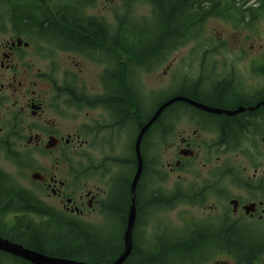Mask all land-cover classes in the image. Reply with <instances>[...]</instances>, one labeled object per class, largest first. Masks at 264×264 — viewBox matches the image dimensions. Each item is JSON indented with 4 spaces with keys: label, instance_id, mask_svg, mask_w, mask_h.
Here are the masks:
<instances>
[{
    "label": "flooded vegetation",
    "instance_id": "1",
    "mask_svg": "<svg viewBox=\"0 0 264 264\" xmlns=\"http://www.w3.org/2000/svg\"><path fill=\"white\" fill-rule=\"evenodd\" d=\"M89 1L0 42V238L115 262L135 205L123 264H264V0L195 2L200 30L158 41Z\"/></svg>",
    "mask_w": 264,
    "mask_h": 264
},
{
    "label": "trees",
    "instance_id": "2",
    "mask_svg": "<svg viewBox=\"0 0 264 264\" xmlns=\"http://www.w3.org/2000/svg\"><path fill=\"white\" fill-rule=\"evenodd\" d=\"M78 0H0V28H4V23L11 25L12 30L24 32L29 30L31 26L43 24L46 20L48 24H62L63 13H51L46 11L63 10L65 2ZM203 1V0H202ZM201 0H149L152 7L151 16L138 18L135 15V4L140 0H120L121 5L118 7L120 15V23H128L135 25L138 29L137 34L150 33V41H158L161 36L162 28H166L167 38L173 37L176 32L178 34H187L191 31L198 32L205 18L199 11L196 10L194 3L200 4ZM86 0V3H89ZM204 2V1H203ZM216 2V1H215ZM216 10L217 7H212ZM202 9V8H200ZM128 17H132V21L128 22ZM57 21L54 23L52 20ZM141 19V20H140ZM126 20V22H123ZM147 25V26H145ZM178 36V35H177ZM96 226L89 224H76L73 219L66 232L71 235L93 233L96 231ZM61 227L60 232H63ZM115 232H123V225L115 227ZM81 242V241H80ZM97 249V247L92 246ZM96 254V255H94ZM76 258L85 261H108L113 257L109 255L99 256L93 254H78Z\"/></svg>",
    "mask_w": 264,
    "mask_h": 264
},
{
    "label": "water",
    "instance_id": "3",
    "mask_svg": "<svg viewBox=\"0 0 264 264\" xmlns=\"http://www.w3.org/2000/svg\"><path fill=\"white\" fill-rule=\"evenodd\" d=\"M178 98H174L168 102H166L158 111L157 113L152 117V119L148 122V124L144 127V129L142 130L145 131L147 128H149L152 123L157 119V117L159 116V114L161 113V111L163 110V108L165 106H167L169 103H171L172 101L176 100ZM141 172V160H140V165H139V169H138V173L136 176V180L135 183L137 182L139 175ZM135 216H136V209H135V205L132 206L130 212H129V222L127 224V228H126V233H125V240H126V247H125V251L124 253L119 257L118 260H116L115 262H109V263H87V262H82V261H76V260H71V259H61V258H56V257H47L44 255H39L37 253H34L32 251H29L27 249H24L22 246H18L16 244H13L11 242H9L8 240H4L2 238H0V249L4 250V251H8L11 253H14L16 255L22 256L30 261H32L33 263L36 264H123V261L126 259L129 250L131 249V244H130V240L132 237V230L134 227V222H135Z\"/></svg>",
    "mask_w": 264,
    "mask_h": 264
},
{
    "label": "rangeland",
    "instance_id": "4",
    "mask_svg": "<svg viewBox=\"0 0 264 264\" xmlns=\"http://www.w3.org/2000/svg\"><path fill=\"white\" fill-rule=\"evenodd\" d=\"M92 2L94 3V6H91L92 5L91 4L89 8L91 7H94V8H91V9L107 8V7H110L111 5L120 7L121 5L120 0H93ZM135 15L138 18H145L147 16H151V7L149 6V4H146L145 2H139L135 6ZM3 27L4 28H0V42L3 40V38L9 37V34H10L9 31H7L8 23H4ZM258 28L260 29L259 37L264 39V21L258 24ZM230 30H234V28L232 27V23L229 24L227 20L217 18V17H212L208 19L206 23V31H204V35L214 40L218 38V35L223 34L225 36V34ZM150 34H152V32H150ZM187 51L188 50H185L184 52L186 53ZM174 56H176L175 52L171 55V57H174Z\"/></svg>",
    "mask_w": 264,
    "mask_h": 264
}]
</instances>
